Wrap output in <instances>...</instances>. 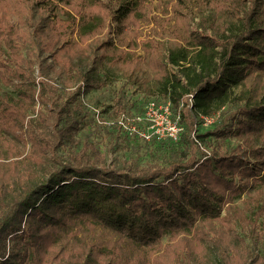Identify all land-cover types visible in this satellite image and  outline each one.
<instances>
[{
  "label": "trees",
  "instance_id": "1",
  "mask_svg": "<svg viewBox=\"0 0 264 264\" xmlns=\"http://www.w3.org/2000/svg\"><path fill=\"white\" fill-rule=\"evenodd\" d=\"M194 1L200 30L143 64L88 42L141 0H0V264H264V0ZM149 100L176 137L122 129Z\"/></svg>",
  "mask_w": 264,
  "mask_h": 264
},
{
  "label": "rangeland",
  "instance_id": "2",
  "mask_svg": "<svg viewBox=\"0 0 264 264\" xmlns=\"http://www.w3.org/2000/svg\"><path fill=\"white\" fill-rule=\"evenodd\" d=\"M193 1L141 0L142 11L138 10L136 12L135 18L131 21L132 24L124 28L123 34H111V36H108V28H104L97 33V36L93 33L92 37L88 39V42L97 44L99 42L103 43L106 39H111L114 43V53L120 56L119 62L130 60L133 56H142L143 64H145L151 47H154L152 52L159 55L162 53L165 45L184 41L183 37L189 34L187 32L188 30L191 32L196 29L200 30L199 25L201 20L205 14H211V12L207 7L201 9L196 4H193ZM65 8L69 9L68 7ZM70 12L78 20V14L71 9ZM56 13L57 18H61L62 20H69L71 17L69 13L64 11L63 13L60 11ZM79 32L80 29L76 28L71 37L78 39L80 37ZM48 51L50 52L51 50L39 49L38 57H44L45 62L51 63L52 58H50ZM114 53L109 52V56L107 57L114 59ZM37 74L36 70L34 73L35 79H39ZM118 76L101 89L85 94L84 101L92 108L96 107V109L100 110L119 95L120 87H123L125 91L129 92L135 89L134 86H131L127 82L125 76ZM137 94L139 95V90H136V93L133 94L134 97ZM203 128H206V126H203ZM244 197H246V192L235 197L233 201L241 205ZM98 232L99 229L96 228L94 233L97 235Z\"/></svg>",
  "mask_w": 264,
  "mask_h": 264
},
{
  "label": "built area",
  "instance_id": "3",
  "mask_svg": "<svg viewBox=\"0 0 264 264\" xmlns=\"http://www.w3.org/2000/svg\"><path fill=\"white\" fill-rule=\"evenodd\" d=\"M142 125L137 126L131 117L121 116L117 122L121 125L124 131L131 133L132 131L139 133V135L149 138L152 134L159 136L176 137L181 130V125L170 111L168 102H157L149 100L142 115L136 117ZM212 121V117L204 116V124Z\"/></svg>",
  "mask_w": 264,
  "mask_h": 264
}]
</instances>
